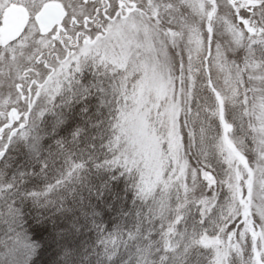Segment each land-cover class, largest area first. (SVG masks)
<instances>
[{"label":"snow or ice","instance_id":"6c2138e0","mask_svg":"<svg viewBox=\"0 0 264 264\" xmlns=\"http://www.w3.org/2000/svg\"><path fill=\"white\" fill-rule=\"evenodd\" d=\"M0 264H264V0H0Z\"/></svg>","mask_w":264,"mask_h":264}]
</instances>
